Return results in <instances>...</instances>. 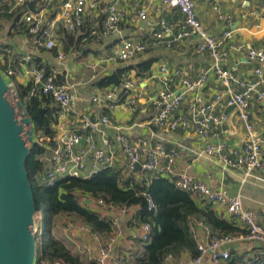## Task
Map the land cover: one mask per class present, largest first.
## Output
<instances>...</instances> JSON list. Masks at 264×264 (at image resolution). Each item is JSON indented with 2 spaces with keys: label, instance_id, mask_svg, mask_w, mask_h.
Here are the masks:
<instances>
[{
  "label": "built area",
  "instance_id": "2783aa9c",
  "mask_svg": "<svg viewBox=\"0 0 264 264\" xmlns=\"http://www.w3.org/2000/svg\"><path fill=\"white\" fill-rule=\"evenodd\" d=\"M102 1L105 3V18L86 31L88 37L101 41L120 33L121 24L126 19V14L118 7V0H15L13 9L24 8L30 4L38 6V9H26L22 14L23 31L30 37L34 49L47 52L58 49L57 59L62 62L66 59V54L60 47V29L68 35L85 30L87 21L98 16ZM156 1L182 15L175 38L165 39L171 32V27L162 20V31L154 33V42L148 39L123 40L120 45L111 49L104 61L126 62L147 51L152 43L171 48L176 42L196 38L198 43L195 53L208 56L211 65L200 74L183 72L180 69L170 71L162 66V87L151 101L155 115L150 124L167 132L193 131L197 136L208 139L215 136L217 131L229 133L226 126L236 118L237 123L245 127L247 140L231 149H227L224 144H208L205 152L209 156L218 157L226 168L242 171L246 179L255 177L256 172L264 171V139L257 136L256 123L252 117L254 105L264 103V42L260 47L231 44L234 36L233 17L221 10V0H212L215 2L213 9L217 19L224 24L219 38L211 35L199 20L195 0ZM54 6L59 7V13L48 18L47 13ZM262 8L264 10V3ZM136 18L146 21L147 8L140 10ZM2 44L0 36V54ZM234 53H244L248 63L253 65L249 79L240 77L236 69L231 67ZM72 55L78 56L79 52L73 51ZM22 60L28 65L26 75L32 84L31 96H49L59 106L58 123L53 126L55 137L48 138V141L38 139V143L45 148L39 157L43 170L36 175L40 187L51 188L61 179L67 178L88 179L102 170L115 168L119 163L123 165V172L128 177L135 174L137 165H140L141 177L155 174L172 180L178 189L223 207L247 231L240 236H211L207 232L205 241H197L198 257L186 260L182 256H168L164 264H201L207 255H211L212 264H228L232 254L226 247L239 239L251 245L256 242L264 245V222H260V215L246 209L240 196H230L224 189H212L189 173H178L176 165L180 151L176 147L143 137L131 140L120 127L112 126L106 115L98 121L78 116L79 99L75 86L62 82L57 69L46 71L38 66L32 55H26ZM91 67L96 73L98 65ZM13 74L14 71L9 70L5 77ZM210 75L215 77L221 89L207 96L205 88ZM95 78L96 75L93 76ZM173 85L177 88H172ZM120 86L123 90L121 94L107 92L101 97H93L91 101L98 105L104 102L108 110H115L129 98L130 91L136 84L132 80L124 79ZM130 103L136 106L137 100L131 99ZM76 121L81 125L80 128L72 127ZM104 127L114 128L117 131L116 136L109 139L105 135ZM85 131H90V135H85ZM95 133L102 135V145L94 140ZM50 142L51 145L47 144ZM87 201L90 203L87 204ZM80 205L94 211L111 225V232L100 234L81 222L65 221L62 229L70 238H75V233L79 232L100 243L96 254L90 253L88 247L83 250L87 255V264H108L109 261L112 264L126 263V255L116 254L113 257L123 233L122 220L126 218L133 226L135 241L144 245L151 241L152 225L137 221L132 206L120 207L107 203L102 198L84 195L80 197ZM148 206L149 209L154 208L151 201ZM46 264L66 263L55 261Z\"/></svg>",
  "mask_w": 264,
  "mask_h": 264
},
{
  "label": "crops",
  "instance_id": "0c3cea01",
  "mask_svg": "<svg viewBox=\"0 0 264 264\" xmlns=\"http://www.w3.org/2000/svg\"><path fill=\"white\" fill-rule=\"evenodd\" d=\"M196 12L199 20L205 28L214 37L219 38L224 30V24L218 21L216 12L213 9L215 2L212 0H195ZM264 0H221L219 5L221 10L233 17L232 30H234L231 44H251L254 47H260L264 42V10H262ZM15 0H0V36L2 37V52L0 54V63H8L9 70H13L12 76L6 79H12V85H28L29 77L26 75L28 65L23 62V57L32 55L34 62L41 68L50 70L57 69L62 82H68L75 86L78 95V116L88 117L94 121L100 120L102 116H107L112 126H118L123 132L127 133L131 140L146 138L151 141H161L169 147H176L180 151V158L176 165L178 173H189L198 180L205 182L209 187L215 190L224 189L230 196H240L244 207L260 215V222H264V171L256 172L255 177L245 178L242 171L228 169L216 156H209L205 152L208 144H224L227 149L237 145H242L248 138L245 127L237 123L234 118L226 128L229 133L216 132L211 138L197 136L193 131H175L167 132L150 124L155 115L152 99L161 90L163 74L160 72L162 66H166L170 71L180 69L183 72H192L200 74L206 71L211 65V60L206 55H198L195 48L198 43L196 38L187 39L183 42H176L169 48L164 44L153 45L144 53L138 54L126 62H108L107 59L111 49L121 44L123 40H150L154 42V33L161 32V21L164 20L171 27V32L165 39L173 40L177 33V25L182 20V15L163 5L156 0H118V7L126 14V19L122 22L120 33H115L101 41L88 37L86 31L101 22L105 18V3L102 1L98 16L87 21V28L79 33L72 34L75 40L70 46V51L65 52L64 48V31L60 29V47L66 54V59L62 62L57 59L58 49L47 52L44 50L34 49L30 37L23 31L22 14L28 10H36L28 5L24 8L13 9ZM143 8H147L148 19L141 21L136 15ZM59 13V7L54 6L49 9L48 18H52ZM79 39V41H77ZM73 51H78L79 55H72ZM147 61H152V65L147 72L140 73L136 66ZM92 65H98L96 73ZM238 75L244 79H249L253 65L248 63L244 53H234L230 63ZM119 69L128 71L123 75L122 80L129 79L135 82L136 87L130 91L128 99L124 100L115 110L110 111L106 103L100 105L93 103L91 99L95 96H103L107 92L122 93L121 86H108L101 88L98 83L103 78L110 76ZM5 75V73H4ZM96 78L93 79V76ZM176 86L173 85L172 88ZM177 88V87H176ZM221 86L217 84L213 75H210L208 84L205 88L207 96H211L220 90ZM136 99L137 104L133 106L130 101ZM135 107V110H133ZM252 117L256 123V134L259 138L264 139V103L255 104L252 109ZM80 119V118H78ZM69 126V124H68ZM80 128L81 125L73 123V128ZM105 135L113 139L117 131L112 127H104ZM92 134V133H91ZM85 135H90V131H85ZM94 140L102 145V135L93 134ZM48 141V138L41 137ZM49 144V143H47ZM50 145V144H49ZM118 151V150H117ZM123 172V165L120 163L115 167ZM151 178L159 175L150 174ZM128 177L140 179L139 171ZM166 178V177H165ZM168 179V178H167ZM246 179V180H245ZM170 180V179H169ZM174 184L172 180H170ZM175 185V184H174ZM192 196V195H191ZM200 207H210L222 218L234 225L240 231L237 236L245 235L244 226L234 219L223 207L215 203H209L203 197L192 196ZM136 216L140 210L139 206H132ZM129 218V217H128ZM66 217L59 219L53 230L54 236L63 241L72 255L79 259L81 264H87V255L83 250L89 248L90 253L96 254L99 250L100 243L94 241L91 236L75 233V238H70L62 229ZM123 233L119 239L116 254L126 255V259L142 249V243L134 240L133 226L126 219L122 220ZM193 232L196 241H205L209 227L202 221L193 222ZM256 247L239 239L234 244L227 246L231 253H251ZM258 249V248H256ZM183 259L190 260L194 257L190 252H184ZM48 261H42L46 264ZM108 264H112L111 261ZM201 264H212L211 255L205 256Z\"/></svg>",
  "mask_w": 264,
  "mask_h": 264
},
{
  "label": "trees",
  "instance_id": "16d2710c",
  "mask_svg": "<svg viewBox=\"0 0 264 264\" xmlns=\"http://www.w3.org/2000/svg\"><path fill=\"white\" fill-rule=\"evenodd\" d=\"M88 35V34H87ZM64 51L69 52L75 37L64 33ZM79 41V39L77 40ZM152 61L136 66L140 73L147 72ZM1 68L5 74L9 71L6 62ZM46 71H50L49 68ZM126 69H119L99 81L98 86L105 88L119 86ZM12 78V77H11ZM7 83L12 85V79ZM35 130V143L31 147L26 167L32 183L36 202L37 222V259L42 261H61L66 264H81L70 253L65 244L58 240L53 230L59 219L66 217L73 222H81L93 232L104 234L111 232V225L92 210L80 205V197L102 198L107 203L120 207L139 206L136 220L152 225L151 241L142 245L139 253L126 259L125 264H164L168 256L180 257L190 252L194 258L199 256L197 241L193 232V222L202 220L210 229L211 236L235 235L240 229L217 216L210 207H200L191 194L178 189L169 179L157 176H142L140 179L125 176L117 168L105 169L88 179H61L54 187L44 189L36 181V175L43 170L39 157L45 148L38 139L55 137L53 126L58 123L59 106L49 96H31L32 84L13 85ZM50 145L52 142L49 143ZM154 205L149 209L148 202ZM247 233L246 230L243 231ZM228 264H264V245L251 253H231Z\"/></svg>",
  "mask_w": 264,
  "mask_h": 264
},
{
  "label": "water",
  "instance_id": "95a60500",
  "mask_svg": "<svg viewBox=\"0 0 264 264\" xmlns=\"http://www.w3.org/2000/svg\"><path fill=\"white\" fill-rule=\"evenodd\" d=\"M34 143L25 105L0 68V264H36V202L26 167ZM140 168L137 165L136 171ZM254 246L262 248L259 242Z\"/></svg>",
  "mask_w": 264,
  "mask_h": 264
},
{
  "label": "rangeland",
  "instance_id": "374dc122",
  "mask_svg": "<svg viewBox=\"0 0 264 264\" xmlns=\"http://www.w3.org/2000/svg\"><path fill=\"white\" fill-rule=\"evenodd\" d=\"M0 68L3 69V66H0ZM3 70H4V69H3ZM3 73H4V72H3ZM10 86L13 87V88H15L13 85H10ZM9 97H10V100H12L14 103H16V98H15L14 96H12V95L9 94ZM19 114H20V116H21L22 111H20ZM39 219H40V215H37V214H36V217H35V224H36V226H37V222H38Z\"/></svg>",
  "mask_w": 264,
  "mask_h": 264
},
{
  "label": "bare ground",
  "instance_id": "6f19581e",
  "mask_svg": "<svg viewBox=\"0 0 264 264\" xmlns=\"http://www.w3.org/2000/svg\"><path fill=\"white\" fill-rule=\"evenodd\" d=\"M10 95H12V96H13V93H12V92H10Z\"/></svg>",
  "mask_w": 264,
  "mask_h": 264
}]
</instances>
